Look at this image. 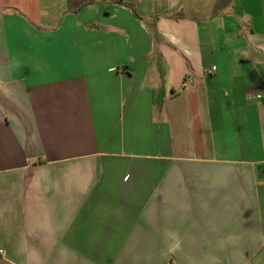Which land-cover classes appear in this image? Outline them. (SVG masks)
Here are the masks:
<instances>
[{
  "label": "crops",
  "instance_id": "1",
  "mask_svg": "<svg viewBox=\"0 0 264 264\" xmlns=\"http://www.w3.org/2000/svg\"><path fill=\"white\" fill-rule=\"evenodd\" d=\"M262 91L264 0H0V264H264Z\"/></svg>",
  "mask_w": 264,
  "mask_h": 264
},
{
  "label": "built area",
  "instance_id": "2",
  "mask_svg": "<svg viewBox=\"0 0 264 264\" xmlns=\"http://www.w3.org/2000/svg\"><path fill=\"white\" fill-rule=\"evenodd\" d=\"M121 70H123V67L117 68V71H121ZM215 70H216L215 66H210V67L204 68L202 73L204 76H211L214 74ZM254 98L264 103V91L255 94Z\"/></svg>",
  "mask_w": 264,
  "mask_h": 264
}]
</instances>
